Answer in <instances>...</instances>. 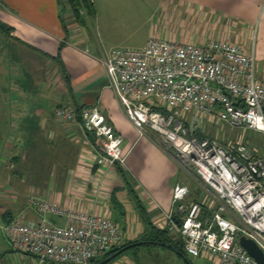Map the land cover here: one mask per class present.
I'll return each instance as SVG.
<instances>
[{"label":"crops","instance_id":"obj_1","mask_svg":"<svg viewBox=\"0 0 264 264\" xmlns=\"http://www.w3.org/2000/svg\"><path fill=\"white\" fill-rule=\"evenodd\" d=\"M91 1L94 21L79 27L66 15L64 31L56 0H0V30L9 29L6 36L17 49L18 62L45 66L27 65L22 84L14 85L21 86V95L24 91L36 95L40 89L43 96L38 97L47 100L32 114L19 107L13 117L19 134L6 148L18 162L8 167L15 173L14 180L10 173L0 185V197L7 201L1 214L4 223L12 217L23 223L39 222L26 203L33 195L57 204L65 213L107 214L123 229L127 242L135 241L145 227L119 170L130 181L138 205L154 227L161 214L170 210L172 188L183 183L192 189L194 184L180 176L171 153L156 135L139 136L133 129L106 87L101 60L110 50L134 49L136 37L143 47L150 38L196 45L227 42L257 57L255 77L264 83V0ZM42 73L49 76L40 77ZM66 105L76 111L95 107L122 139L124 167L109 169L99 184L94 165L99 142L78 123L63 124L55 119L53 111ZM27 130L32 139L19 150L17 137ZM200 189L203 198L195 203L204 206L210 201L209 193ZM186 202L193 201L187 198ZM46 218L58 227L66 224L65 214ZM133 260L124 255L109 264H134Z\"/></svg>","mask_w":264,"mask_h":264},{"label":"built area","instance_id":"obj_2","mask_svg":"<svg viewBox=\"0 0 264 264\" xmlns=\"http://www.w3.org/2000/svg\"><path fill=\"white\" fill-rule=\"evenodd\" d=\"M101 65L107 89L137 134L156 135L178 170L209 193L204 206L188 203V189L176 184L170 210L155 228L180 243L186 256L214 264H256L238 239L252 241L264 255V156L253 155L243 144L223 143L203 128L223 124L264 137V83L255 77L253 56L227 42L196 45L150 38L141 49L110 50ZM53 115L63 124L78 123L99 142L98 184L112 167H124L122 139L95 107L76 111L66 105ZM26 203L40 221L12 217L2 234L12 250L37 264H90L127 242L107 214L65 213L33 195ZM64 214L63 227L46 218Z\"/></svg>","mask_w":264,"mask_h":264},{"label":"rangeland","instance_id":"obj_3","mask_svg":"<svg viewBox=\"0 0 264 264\" xmlns=\"http://www.w3.org/2000/svg\"><path fill=\"white\" fill-rule=\"evenodd\" d=\"M140 39L136 37L133 40L134 49H141L143 47ZM255 44L256 41L253 38V41L251 42L252 51L255 49ZM252 54L255 55L254 51ZM15 55L17 56V49L7 38L6 32L0 30V88H4V90L0 91V185L2 186L6 180L4 177L9 176L10 173L13 172L8 168L9 165L12 166L14 161L16 163L18 162V160L14 158L13 153H8V149L6 148L8 145L12 144L10 140L15 139L16 134H19L15 130L18 123L14 121L13 117L17 114L19 107L26 114H32L36 112L38 106L41 107L47 103L45 98L38 97V95L43 96V94L40 93V89L37 91L36 95H32L33 91H29L30 93L24 91L23 95H21V86L15 87L18 81V84H22V81L20 80L22 79L24 71H26L27 65H35V67L44 69L45 66L42 63H36L35 61H23L24 63L22 65L18 62L19 59L15 57ZM253 59L254 63L257 64V57H253ZM39 76L43 77L49 75H44L42 73ZM28 82L25 81L24 83L27 84ZM203 128L205 130L209 129L211 137L223 143L231 145L243 144L253 155L264 156V137L260 134L250 131H239L223 124L214 126L205 124ZM29 132L30 130H27L22 137L21 135L20 137H17V140L21 141L19 150L20 147H26L31 141L32 138ZM28 149L29 148L27 147L26 150ZM12 151H15V153L18 152L14 150V148H12ZM21 151H23V149ZM18 155L19 153L17 156ZM10 176L14 180L15 173H12ZM180 176L187 178L194 184L193 188L190 189L189 186L180 183L188 189V200L193 202L200 201L203 198L200 185L193 178L187 177L183 173H181ZM6 203V199L0 197V264H37L35 258L12 250L3 237L2 227L5 223L3 222L4 218H2L1 210L5 209ZM131 254H134V256L132 255L134 264H185L179 256L161 246H139L134 251L126 253L125 256L132 258ZM123 256L124 255L120 257ZM185 258L190 264H212L208 258H192L190 256H186Z\"/></svg>","mask_w":264,"mask_h":264},{"label":"trees","instance_id":"obj_4","mask_svg":"<svg viewBox=\"0 0 264 264\" xmlns=\"http://www.w3.org/2000/svg\"><path fill=\"white\" fill-rule=\"evenodd\" d=\"M56 2H57L58 10H59V15H58L59 21L64 31L66 29V25H68L66 24L67 22H65L66 15H69L70 21L72 24H75L76 26H79V27H86L90 23H92L95 19L96 11H95V7L91 0H56ZM8 30L9 29H5L3 31L8 33ZM56 62L57 64H59L58 58L56 59ZM201 136L202 135L200 133L196 132V137H201ZM119 174L127 188V192L129 193V195L132 197V199L134 200L136 204L137 211L139 212V217L144 224L145 230L138 240L126 242L122 246L112 249L111 251L106 253L104 256L92 260L90 264L97 263L98 261L108 257L109 255L118 251L119 249L124 248L130 244L137 243V242L145 243V244H142L141 246H160L161 244L162 245L168 244L172 246L178 254H181L182 256L186 257V254L183 252L182 245L180 243L172 241L170 236L165 230H159L155 228L148 221V218L145 216L143 209L137 203L136 196L134 195L131 189V186L128 183L127 178L123 176V173L120 170H119ZM137 247L139 246L129 249L128 251L119 255L117 258H119L122 255H125L126 253L130 251L131 252L134 251L135 249H137ZM132 255L134 256V254H131V256Z\"/></svg>","mask_w":264,"mask_h":264},{"label":"water","instance_id":"obj_5","mask_svg":"<svg viewBox=\"0 0 264 264\" xmlns=\"http://www.w3.org/2000/svg\"><path fill=\"white\" fill-rule=\"evenodd\" d=\"M142 244H145V243L137 242V243L130 244L124 248L119 249L118 251L112 253L108 257H106V258H104V259H102V260H100L94 264H109L111 261L116 259L122 253H124V252L128 251L129 249L134 248L136 246H141ZM238 244L241 248H243V250L246 252V254L256 262V264H264L263 253L258 249V247L252 241L245 239L244 237H240L238 239ZM160 246L165 248V249H168V250L172 251L173 253H175L176 255H178L185 262V264H190L187 261V259L184 256H182L181 254H178L172 246H170L168 244H165V245L161 244Z\"/></svg>","mask_w":264,"mask_h":264}]
</instances>
